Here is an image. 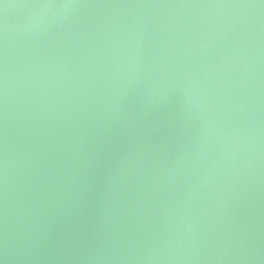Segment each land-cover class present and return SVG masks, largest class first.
Masks as SVG:
<instances>
[{
	"label": "water",
	"instance_id": "obj_1",
	"mask_svg": "<svg viewBox=\"0 0 264 264\" xmlns=\"http://www.w3.org/2000/svg\"><path fill=\"white\" fill-rule=\"evenodd\" d=\"M0 264H264V0H0Z\"/></svg>",
	"mask_w": 264,
	"mask_h": 264
}]
</instances>
